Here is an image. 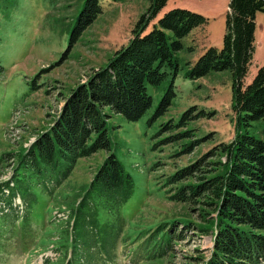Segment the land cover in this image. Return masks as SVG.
<instances>
[{"label": "rangeland", "instance_id": "rangeland-1", "mask_svg": "<svg viewBox=\"0 0 264 264\" xmlns=\"http://www.w3.org/2000/svg\"><path fill=\"white\" fill-rule=\"evenodd\" d=\"M84 1L0 0V186L9 183L5 193L17 190L21 197L16 191L0 195L7 215H0V264H184L205 257L211 234L192 225L175 224L181 238L171 243L172 251L153 252L165 236L161 228L172 219L200 221L201 206L169 199L178 185L199 174L188 175L187 165L237 132L264 136L261 118L237 123L229 70L191 74L207 48H221L228 0H166L153 15L151 0H98L96 16L76 29ZM174 7L204 21L179 39L177 49L165 31L171 62L158 67L159 82L145 84L151 104L139 118L126 120L105 109L108 151L78 158L62 179L39 161L40 173L26 159L19 161V152L47 128L69 90L127 42L142 15L145 33ZM254 21L242 84L264 65V11H256ZM108 152L130 176L131 189L121 201L86 190ZM217 158L207 154L199 164L207 168Z\"/></svg>", "mask_w": 264, "mask_h": 264}, {"label": "trees", "instance_id": "trees-1", "mask_svg": "<svg viewBox=\"0 0 264 264\" xmlns=\"http://www.w3.org/2000/svg\"><path fill=\"white\" fill-rule=\"evenodd\" d=\"M165 1L151 0L148 14L153 15ZM256 11H264L261 0H228L221 48H207L194 62L191 74L201 76L209 71L229 70L234 78L233 108L237 111V123L241 118H261L264 131V65L257 68L249 83L242 84L253 51ZM97 12L98 0H85L76 29L91 22ZM142 17L127 42L84 82L76 83L69 90L47 128L36 134L25 153L19 152V161L26 159L40 173L36 164L39 161L57 169L62 179L78 158L99 149L109 150L106 108L126 120H136L145 112L151 104L145 84L159 82L162 73L158 67L164 61L171 62L165 31L172 33L170 46L177 49L179 39L204 18L174 7L157 19L156 26L142 33L145 23ZM140 22L143 23L139 25ZM207 154H216L218 158L208 160V167L201 168L204 162H199ZM186 170L188 175L196 170L199 174L178 185L169 199L201 206L200 221L172 219L161 228L166 233L153 253L161 256L172 251L171 243L181 238L180 233H174L175 224L184 228L192 225L200 233L211 232L212 247L208 256L199 254L184 264H261L260 259L264 258V233L261 232L264 230V136L237 132L229 142L215 144L208 153L200 154ZM89 189L118 196L113 197L118 201L129 193L130 176L114 153L108 152L102 159L87 185L86 190ZM3 221L0 219V223Z\"/></svg>", "mask_w": 264, "mask_h": 264}, {"label": "water", "instance_id": "water-1", "mask_svg": "<svg viewBox=\"0 0 264 264\" xmlns=\"http://www.w3.org/2000/svg\"><path fill=\"white\" fill-rule=\"evenodd\" d=\"M262 2H263V4H264V0H261Z\"/></svg>", "mask_w": 264, "mask_h": 264}]
</instances>
